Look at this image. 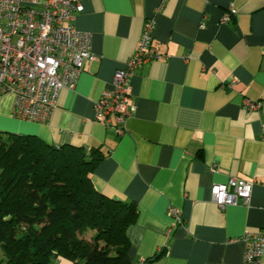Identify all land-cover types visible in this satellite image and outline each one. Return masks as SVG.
I'll list each match as a JSON object with an SVG mask.
<instances>
[{
    "label": "crops",
    "instance_id": "obj_1",
    "mask_svg": "<svg viewBox=\"0 0 264 264\" xmlns=\"http://www.w3.org/2000/svg\"><path fill=\"white\" fill-rule=\"evenodd\" d=\"M82 2L75 25L92 34L96 58L60 91L48 123L16 119L14 94L3 95L0 129L102 156L96 189L138 207L127 230L134 264H247L245 242L229 240L264 229V0ZM148 19L163 57L132 75L136 107L120 134L96 120L95 103L136 52ZM232 177L253 181L250 203L221 209L212 188Z\"/></svg>",
    "mask_w": 264,
    "mask_h": 264
},
{
    "label": "trees",
    "instance_id": "obj_2",
    "mask_svg": "<svg viewBox=\"0 0 264 264\" xmlns=\"http://www.w3.org/2000/svg\"><path fill=\"white\" fill-rule=\"evenodd\" d=\"M101 159L82 146L0 131V264H134L127 230L138 207L96 189Z\"/></svg>",
    "mask_w": 264,
    "mask_h": 264
},
{
    "label": "built area",
    "instance_id": "obj_3",
    "mask_svg": "<svg viewBox=\"0 0 264 264\" xmlns=\"http://www.w3.org/2000/svg\"><path fill=\"white\" fill-rule=\"evenodd\" d=\"M82 0H0V98L15 96L13 116L19 120L48 123L57 107L60 91L74 88L86 60H94L93 36L75 25ZM236 13L235 10L232 11ZM230 19V14L224 21ZM155 22L145 21L139 45L123 68L115 72L113 87L95 103L96 120L125 133L136 103L131 77L142 65L163 57L153 43ZM252 108L257 103L246 101ZM253 181L232 177L212 188L213 201L221 208L250 203ZM172 213L182 222L175 209ZM245 242L244 262L261 264L264 229L246 232L230 243Z\"/></svg>",
    "mask_w": 264,
    "mask_h": 264
},
{
    "label": "rangeland",
    "instance_id": "obj_4",
    "mask_svg": "<svg viewBox=\"0 0 264 264\" xmlns=\"http://www.w3.org/2000/svg\"><path fill=\"white\" fill-rule=\"evenodd\" d=\"M0 131H3L5 135H7L8 132H13V133H19L17 131H14L13 129H0Z\"/></svg>",
    "mask_w": 264,
    "mask_h": 264
}]
</instances>
